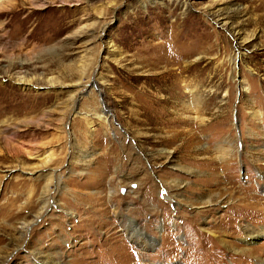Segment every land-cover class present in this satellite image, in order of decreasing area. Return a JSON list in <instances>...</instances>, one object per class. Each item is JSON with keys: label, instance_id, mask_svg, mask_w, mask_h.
<instances>
[{"label": "rangeland", "instance_id": "374dc122", "mask_svg": "<svg viewBox=\"0 0 264 264\" xmlns=\"http://www.w3.org/2000/svg\"><path fill=\"white\" fill-rule=\"evenodd\" d=\"M259 257L264 0H0V264Z\"/></svg>", "mask_w": 264, "mask_h": 264}, {"label": "bare ground", "instance_id": "6f19581e", "mask_svg": "<svg viewBox=\"0 0 264 264\" xmlns=\"http://www.w3.org/2000/svg\"><path fill=\"white\" fill-rule=\"evenodd\" d=\"M106 24H104V26H105ZM102 30H103V27H102ZM102 33V32H101ZM225 153V152H224ZM255 261V264H264V259L263 258H261V257H259V258H255L254 259Z\"/></svg>", "mask_w": 264, "mask_h": 264}, {"label": "water", "instance_id": "95a60500", "mask_svg": "<svg viewBox=\"0 0 264 264\" xmlns=\"http://www.w3.org/2000/svg\"><path fill=\"white\" fill-rule=\"evenodd\" d=\"M89 85H93V86H95L96 84H95L94 81H91V83H88L86 86H89ZM85 88H86V87H85Z\"/></svg>", "mask_w": 264, "mask_h": 264}]
</instances>
